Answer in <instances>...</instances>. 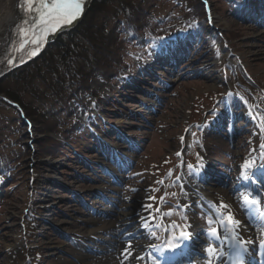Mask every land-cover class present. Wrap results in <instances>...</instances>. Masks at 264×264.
Returning a JSON list of instances; mask_svg holds the SVG:
<instances>
[{
    "label": "rangeland",
    "instance_id": "1",
    "mask_svg": "<svg viewBox=\"0 0 264 264\" xmlns=\"http://www.w3.org/2000/svg\"><path fill=\"white\" fill-rule=\"evenodd\" d=\"M201 1L206 15L209 13L204 30L197 28L200 20L192 23L195 35L190 37L172 29L163 37V51L152 47L143 50L130 43L125 59L131 69L124 66L114 84L101 77L92 79L98 97L84 96V106H74L72 116L87 125L82 132L86 139H77L78 143L68 145L62 153L42 152L48 136L44 127L28 120L22 123L12 107L0 103V162L10 164V178L0 182V264L69 261L76 239L83 241L78 246L90 245L91 249L75 227L83 225L88 213L110 221L120 216V211L140 207L142 202L148 204L154 221L150 232L160 237L152 236L154 244H162L173 233L178 237L180 230L191 231L193 222L205 243L199 247L202 254L192 256L190 263L205 259L207 246L217 244L207 233L209 227H218L217 223L208 224L209 219H217L209 206L220 201L206 204L199 197L189 212L182 205L186 197L183 177L202 170L208 159L201 185L233 191L230 195L238 202L232 206L239 207L241 198L235 190L243 182L239 179L241 166L253 158L257 165L264 162L260 159L264 155V17L248 14L252 1L244 8L224 0ZM254 4L264 8V0ZM170 6L177 8L173 18L185 15L184 3L170 2L154 9L156 17L167 15ZM176 55L171 65L169 58ZM41 56L4 76L0 80L4 93L0 95L7 99L18 95L24 105L33 101L41 110L44 106L32 98V82L27 85V81L11 79ZM65 120L61 117L60 123ZM231 128L236 129L234 135ZM49 135L56 139L62 136L58 131ZM118 158L126 165H119ZM11 186L13 192L8 191ZM101 187H107L104 197L95 192ZM249 188L264 194L259 182ZM260 207L264 211V202ZM169 210L173 215H164ZM238 214L245 215L244 223L255 218ZM184 216L187 219H182ZM258 221L248 223L250 228L245 229L263 227L264 219ZM173 222L180 228L171 229ZM185 225L189 227L185 229ZM258 229L255 237L262 234ZM49 239L52 248L46 243ZM141 264H149V260Z\"/></svg>",
    "mask_w": 264,
    "mask_h": 264
},
{
    "label": "trees",
    "instance_id": "2",
    "mask_svg": "<svg viewBox=\"0 0 264 264\" xmlns=\"http://www.w3.org/2000/svg\"><path fill=\"white\" fill-rule=\"evenodd\" d=\"M224 1L239 5L238 0ZM170 2L184 3L185 15L173 18L177 8L170 6L167 15L157 18L154 9ZM93 3L79 25L62 33L38 60L20 68L14 73L18 77L11 78L27 81V85L32 82V98L44 107L40 110L33 101L26 106L18 95L8 100L0 96V103L12 107L22 123L28 120L32 125L38 123L44 127L48 135L42 145L45 153H62L68 145L78 143L77 139H86L82 132L86 131L87 125L73 119L74 106H84V96L98 97V92L91 86L94 77L112 83L124 66L131 69L125 59L128 44L138 45L143 50L151 46L160 48L168 32L179 29L187 33L196 20L201 21L197 22V28L205 29L207 15L201 0H94ZM160 28L162 32H159ZM198 33L203 35L202 30ZM190 35H195L194 31ZM3 85L0 82V94L4 93ZM61 117L67 122L60 123ZM52 131L60 132L61 138L50 136ZM8 165L0 162L2 183L10 178ZM14 190L12 187L8 191Z\"/></svg>",
    "mask_w": 264,
    "mask_h": 264
},
{
    "label": "bare ground",
    "instance_id": "3",
    "mask_svg": "<svg viewBox=\"0 0 264 264\" xmlns=\"http://www.w3.org/2000/svg\"><path fill=\"white\" fill-rule=\"evenodd\" d=\"M17 3L18 0H0L1 64H7L6 61L12 57H15L14 61L18 60V58L22 56L25 57L29 55L32 52V49L35 47L34 45L29 46L26 51L22 52L15 51L19 44L17 26L23 19L27 18V14L21 8L17 7ZM233 129L234 130L232 131L234 132H232L231 135H234L236 132V129ZM130 149L131 148L129 147L128 150ZM105 154L107 158H111V154ZM113 158L115 159V155H113ZM118 160L120 161L119 165L125 164L121 163V159L118 158ZM208 164L209 163L207 159L203 164L205 169L207 168ZM203 179V170L199 169L194 170L193 175L190 177H183V180L186 183V188L184 190L186 197L182 205H191L190 208H187L190 212L195 209L193 203L198 202L199 197V200L206 204L212 202L211 200H215L217 202L223 201L224 203L230 205L231 212L234 214L235 218L241 222L239 229L241 237L246 241H252V243L247 245L248 251L245 254V264H252L253 260L261 254V251H263L259 244L261 240H264V226L258 227L263 230L262 236L255 237L256 230H259L258 228L255 231L246 230L245 228H250L248 223L253 224L255 221L258 222L259 218L257 216H254V219L249 217L248 222L244 223L245 215H237H239V212H242L243 214L245 211L241 208V206H232V203L238 202L235 195H230L233 191L229 193V190H214L213 188L205 187L201 185V181ZM242 184H247V181H243ZM106 190L107 187H101L97 188V191L95 192L99 194V196L104 197ZM96 203L103 205V203L99 200H97ZM122 205H125L124 202ZM45 207L48 211V206ZM211 208L215 215L218 211H227L219 209L218 205ZM148 209V204L146 202H142L140 207L136 206L120 211V216L114 217V219L110 221L103 220L101 217H94V215L88 213L89 217L82 220L83 225L77 224L75 227L79 229V236L91 244V249L90 245L88 248L78 246L81 244L82 240L80 239L81 241H79L76 239L74 243L75 245L77 244V246L70 249L72 259L69 261L63 260L60 262V264H141L143 260H149L150 263L152 260L153 249L148 245L154 244L153 237L150 235V230L154 226V221ZM105 211L108 210L105 209ZM68 222L69 221L62 220V223ZM146 222L148 224V228L143 226ZM193 224L194 227L192 228V232L189 231L193 234L192 239L182 244L180 246V250H178L181 252L180 257L184 259L176 257L175 260L172 261V264H193L189 261L191 256H199V254H202V251L199 249V245L205 243V241H199V245L197 247L195 246V239L193 238L200 235V228L197 226L196 222H193ZM223 232L224 230L222 228L221 233L223 234ZM105 235L109 236L110 238L104 237ZM46 243L48 244L49 248L54 247L52 240L49 239ZM129 243L132 245L130 249L131 255H128L127 258H125L124 255H121V253L126 247H128ZM193 250H196V252L191 254ZM225 256L230 257V250L225 253ZM186 261H188V263ZM216 264H219V262ZM225 264H229L228 259H226Z\"/></svg>",
    "mask_w": 264,
    "mask_h": 264
},
{
    "label": "snow or ice",
    "instance_id": "4",
    "mask_svg": "<svg viewBox=\"0 0 264 264\" xmlns=\"http://www.w3.org/2000/svg\"><path fill=\"white\" fill-rule=\"evenodd\" d=\"M17 7L21 8L26 14L27 18L23 19L17 26V33L19 37L17 52L26 51L29 46H35L32 49V55L38 50L41 43L44 42L46 34L54 32L57 29L71 25L82 14L84 7V0H18ZM15 57L9 58L6 62L9 65L14 63ZM2 62V61H0ZM183 140V137H181ZM264 149V144L261 145ZM180 155V153H177ZM264 161V155L260 157ZM189 169H193V165H188ZM242 181H247V184H242L240 188L235 192L239 193L240 206L245 211L246 215L257 216L260 219H264V211L261 210V204L264 202V194L259 189H250L249 185L259 184L264 188V162L259 165L256 163V159L246 160L241 166ZM158 183H162L159 181ZM240 189H243L242 191ZM135 190V189H133ZM175 195V194H173ZM153 199H155L153 197ZM163 201V197L161 198ZM185 209L190 208L191 205H184ZM219 209L227 210L226 212L218 211L216 213L217 219H209L208 224L212 225L217 223L218 227H209L207 235L212 240L217 241V244H209L205 249V259L208 264H212V260L216 259L219 264H225L226 259L229 260V264H245V254L248 251L247 245L252 241L244 240L240 235L241 222L235 218L231 212V206L221 201L218 205ZM255 210V211H253ZM159 211V209H157ZM164 215L171 216L173 211ZM162 219V218H161ZM182 219H187L186 216ZM148 228L147 222L143 225ZM160 227V225H157ZM171 229H179L180 226L175 222L169 226ZM189 225H185V229ZM220 228H223V234L220 232ZM169 228H165V232H168ZM150 235L156 239H160L156 233L150 232ZM193 234L187 230H180L179 236H175L173 233L169 238L165 239L162 244H150L148 245L153 249L152 264H172L176 256L180 255V246L186 241L191 240ZM227 246V247H226ZM132 245L129 243L121 255L127 258L131 255L130 249ZM260 248L264 250V240L260 242ZM230 250V257H226L225 253ZM264 256V251L261 252ZM142 259V258H141Z\"/></svg>",
    "mask_w": 264,
    "mask_h": 264
},
{
    "label": "water",
    "instance_id": "5",
    "mask_svg": "<svg viewBox=\"0 0 264 264\" xmlns=\"http://www.w3.org/2000/svg\"><path fill=\"white\" fill-rule=\"evenodd\" d=\"M93 2H94V0H84V7H83L82 14L78 17V19L76 21H74L71 25L63 26L54 32H50V33L46 34L44 42L40 44L38 50H36L34 55H32V52H31L29 55H27L25 57L22 56V57L18 58V60L14 61V63L12 65L0 63V80L4 76H6L9 72H11L12 70H15L18 67L24 66V65L30 63L31 61L35 60L39 56H41L43 54V52L48 48V46L51 43H53L59 37V35L61 33H63L64 31H66L70 28H73V27L79 25ZM4 98H6V97H4Z\"/></svg>",
    "mask_w": 264,
    "mask_h": 264
}]
</instances>
